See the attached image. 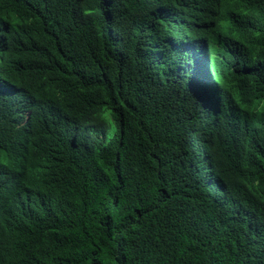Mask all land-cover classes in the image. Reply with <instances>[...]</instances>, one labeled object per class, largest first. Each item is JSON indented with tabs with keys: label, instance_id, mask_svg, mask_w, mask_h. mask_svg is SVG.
Masks as SVG:
<instances>
[{
	"label": "trees",
	"instance_id": "1",
	"mask_svg": "<svg viewBox=\"0 0 264 264\" xmlns=\"http://www.w3.org/2000/svg\"><path fill=\"white\" fill-rule=\"evenodd\" d=\"M8 1L0 0V60L33 81L28 93L0 103V235L12 241L13 263L264 262V234L253 222L224 238L219 227L169 230L183 191L198 188L180 180L182 144L164 140L152 111L132 112L136 82L123 66L154 6ZM65 62L73 79L59 70ZM65 88L75 94L61 104L52 95ZM255 137L250 157L264 197V133ZM254 220L264 228L263 207Z\"/></svg>",
	"mask_w": 264,
	"mask_h": 264
},
{
	"label": "clouds",
	"instance_id": "2",
	"mask_svg": "<svg viewBox=\"0 0 264 264\" xmlns=\"http://www.w3.org/2000/svg\"><path fill=\"white\" fill-rule=\"evenodd\" d=\"M140 1L152 4L154 14L123 65L136 82L131 110L152 111L164 140L182 144L175 150L180 180L198 188L183 191L169 230L183 235L219 227L224 238L253 222L264 234L254 220L264 197L250 157L255 131L264 133V0ZM59 70L73 79L67 62ZM32 83L0 60L1 104L28 93ZM74 94L57 89L52 98L64 104ZM228 197L237 200L234 208L217 201ZM11 243L0 235V264H14Z\"/></svg>",
	"mask_w": 264,
	"mask_h": 264
},
{
	"label": "bare ground",
	"instance_id": "3",
	"mask_svg": "<svg viewBox=\"0 0 264 264\" xmlns=\"http://www.w3.org/2000/svg\"><path fill=\"white\" fill-rule=\"evenodd\" d=\"M63 64H64V63H63ZM61 65H62V64H61ZM31 73H32V72H31ZM39 73H41V71H40ZM39 73H38V75H39ZM28 75H29V74H28ZM42 75H43V74H42ZM91 118H92V117H91ZM92 119H93V118H92ZM92 119H91V120H92ZM92 121H93V120H92ZM104 121H105V120H104ZM115 122H116V121H115ZM95 124H96V123H95ZM102 126H103V125H102Z\"/></svg>",
	"mask_w": 264,
	"mask_h": 264
}]
</instances>
